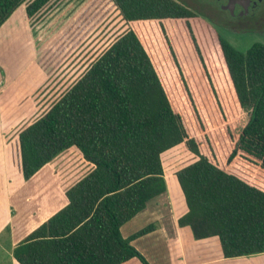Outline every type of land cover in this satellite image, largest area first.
I'll return each instance as SVG.
<instances>
[{
  "label": "trees",
  "instance_id": "trees-1",
  "mask_svg": "<svg viewBox=\"0 0 264 264\" xmlns=\"http://www.w3.org/2000/svg\"><path fill=\"white\" fill-rule=\"evenodd\" d=\"M49 1L0 0V26L22 3L31 17ZM111 2L127 30L18 133L25 180L71 146L94 167L66 190L64 207L13 247L14 258L19 264H120L135 257L150 264L131 240L154 225L129 237L120 227L166 191L162 155L181 142L197 158L176 172L187 206L179 226L195 239L217 236L226 258L264 252V43L241 51L177 0ZM157 25L194 66L210 61L236 112L249 110L240 132L230 136L225 166L188 134L161 51L145 42Z\"/></svg>",
  "mask_w": 264,
  "mask_h": 264
},
{
  "label": "crops",
  "instance_id": "crops-1",
  "mask_svg": "<svg viewBox=\"0 0 264 264\" xmlns=\"http://www.w3.org/2000/svg\"><path fill=\"white\" fill-rule=\"evenodd\" d=\"M26 5L27 2H24L18 6L0 26V34L3 31L12 34V29L21 30L27 38L25 42L30 51L28 61L31 63L30 70H26L28 74H23V67L17 68L18 52L9 59L0 58V94L6 93L7 86L19 82L0 98V264H19L12 254L13 247L64 207L68 202L66 190L94 167L75 146H71L42 166L32 177L27 180L23 178L19 131L42 115L91 64L79 69L82 62L80 55L64 71L56 67L50 71L46 66L49 50L38 43L33 30L26 26ZM18 10H21V21L19 27H14L15 20L12 18ZM71 26H76L73 20L66 29L69 30ZM93 32L90 28L88 38ZM57 40L55 44L58 48L62 39L59 37ZM10 42L6 40L3 46L7 45L8 51L11 49ZM88 46L91 49V45ZM90 49L86 52L91 54L93 51ZM74 65L76 69H72ZM69 71L76 74L65 82V75L68 76ZM165 194L166 191L149 200L142 211L120 227L122 236L129 237L141 228L137 226L134 230L128 228L126 234L123 232L126 224L134 219L139 218L145 223L156 222L153 230L131 240V244L150 264H264V252L226 258L217 236L195 239L190 228L179 226L177 221L187 211L185 200L184 205L181 196L171 199ZM186 228L190 231H186ZM120 264L142 263L133 257Z\"/></svg>",
  "mask_w": 264,
  "mask_h": 264
},
{
  "label": "rangeland",
  "instance_id": "rangeland-1",
  "mask_svg": "<svg viewBox=\"0 0 264 264\" xmlns=\"http://www.w3.org/2000/svg\"><path fill=\"white\" fill-rule=\"evenodd\" d=\"M20 11L18 10L13 15L12 19L15 20L14 24L16 25L14 27H19L20 25ZM89 17L90 20L88 21ZM72 20L76 23V26H71L67 30V25ZM26 23V26L33 30L38 43L43 45V47H47L50 52L48 53L49 60L46 66L49 67L50 71L53 70V67H56L61 72L74 63L80 55V62H82L79 69L83 66L86 68L94 58H97L104 49L127 30L125 21L111 0H50L34 15L28 17ZM88 24L90 25L88 26ZM210 25L220 34L217 26ZM90 28L94 32L88 38L87 33ZM151 30L148 34L149 38L145 39V42L148 48L151 47L152 52L157 51V49L161 51L164 67L168 70L166 78L172 81V86H175L176 90V98L173 99V102L176 108L181 111L187 123L189 136L195 139L202 153H205L211 159L219 160L225 166V159L232 145L230 136L240 132L249 117V110L236 112L233 97L229 94L228 89L222 88L210 61L209 65L207 63L201 65L199 63L198 66H194L192 57L190 55L187 57L182 45L179 48H176V46L174 48L171 39L166 42L158 25L155 28L151 27ZM12 31V34L9 31H3L0 34V58L2 60H5V58L9 59L12 57L11 55H16L18 52L17 68L23 67V74H28L31 63L29 64L28 61L30 51L25 42L27 38L23 36L20 29H12ZM59 37L62 41L58 49L55 42L58 41ZM6 40L11 41L9 43L10 51H8L7 45L3 47ZM177 40L180 42L179 38ZM235 41L236 43L232 44L237 49L245 51L254 41L264 43V36L249 34L244 38L235 39ZM88 45H91V49ZM170 45L173 47L174 55L177 58V66L173 61V55L169 49ZM88 49L93 52L91 54L86 52ZM74 67L75 65L72 69ZM27 69L28 71H26ZM181 73L190 89L196 112H194L191 102L184 91ZM75 74H70L69 71L68 76H66L67 74L65 75L67 78L65 82L69 81ZM1 79L2 77H0ZM21 80L23 79L21 78ZM18 84L19 82H15L7 86L6 93ZM175 90H172V93ZM6 93H1L0 98ZM162 157L167 187V194L165 195L166 197L171 196V199L181 196L184 203L183 194L176 179V172L193 162L197 156L185 142H181L165 151ZM138 219L136 218L133 222L126 224L123 232L126 234L128 228L134 230L137 226L143 228L148 224H153L154 227L156 225V222L145 223V221ZM186 231H190L189 228H186Z\"/></svg>",
  "mask_w": 264,
  "mask_h": 264
},
{
  "label": "flooded vegetation",
  "instance_id": "flooded-vegetation-1",
  "mask_svg": "<svg viewBox=\"0 0 264 264\" xmlns=\"http://www.w3.org/2000/svg\"><path fill=\"white\" fill-rule=\"evenodd\" d=\"M177 1L208 23L217 26L220 35L231 43H236L235 39L249 34L264 36V0Z\"/></svg>",
  "mask_w": 264,
  "mask_h": 264
}]
</instances>
